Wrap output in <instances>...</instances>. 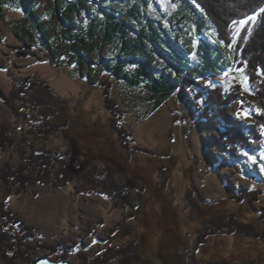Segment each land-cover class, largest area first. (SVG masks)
<instances>
[{
    "label": "rangeland",
    "instance_id": "1",
    "mask_svg": "<svg viewBox=\"0 0 264 264\" xmlns=\"http://www.w3.org/2000/svg\"><path fill=\"white\" fill-rule=\"evenodd\" d=\"M37 1L42 2L41 10L45 9L47 1ZM49 2L53 8L55 1ZM8 3L3 4L6 16L0 18V66H3L0 67V89L8 95L13 77L32 76L46 81L62 101L51 121L66 122V126L62 132L48 130L35 137L28 132V126L22 124V118L16 119L11 108L0 99V122L17 135L14 145L0 151V167L6 164L16 167L22 162L21 135L34 148L50 154L68 149L67 167L73 175L66 178L64 187H58L47 173L42 180L20 191L0 180V201L6 202L10 211L28 227H33L36 235L34 240L25 242L12 253L4 251L0 242V264H36L41 256L74 264L97 263L108 245L105 242L108 230L131 211L134 217L126 221L130 233L115 237L109 245L120 248L135 243L143 264L264 262L262 238L240 232H216L203 236L202 241L198 239V232H206V228L202 230V223L217 221L216 216L220 214L236 213L258 232L264 230L258 212L259 206L264 205V145L255 154L243 151V158L238 162L220 155L212 143V137L218 135L220 129L213 119L205 116L211 108L212 96V92L206 93L205 85L211 88L220 85L225 93L238 89L252 104L253 84L235 67L231 55L223 52L214 28L199 17V10L195 12L196 21L185 15L176 33L175 27L167 19H161L158 12L170 15L177 6L168 0H151L154 7L148 6V11L155 17L153 23L157 24V32L155 30L154 35L159 46L145 45L142 49L136 48L135 54L147 58L154 74H166L169 70L174 73L178 67L171 69L170 65L176 67L179 62L190 68L193 60L199 62L202 45L206 43L216 63L212 74L183 77L176 90L158 107H154L155 95L143 85L131 86L116 76H109L111 96L122 112L119 123L127 133L131 148L127 150L109 124V113L102 103L98 83L109 73L104 71L101 76L96 61L105 57L104 51L102 56L93 58L95 64L83 66L82 70L76 62L70 61L68 51L52 60L49 50L35 45L31 36L23 33L17 37L15 30L12 31V24L29 20L32 4L18 0L16 10ZM52 16L49 26L53 28L56 19ZM199 18L202 19L200 28ZM254 19L255 14L235 23V37L248 20ZM175 39L182 51L176 47ZM26 44L33 46L34 55L16 50ZM143 61L139 59V63L134 64L127 61L125 69L129 73L135 71ZM177 72L186 75L184 68H178ZM143 75L145 82H152ZM13 102L18 105L21 100ZM240 103L241 99L236 97L229 115L252 123V108L241 109ZM23 112L38 128L36 110ZM134 145L153 153L137 150ZM59 166L57 164L56 169ZM91 171L109 172L116 183L135 178L142 190L126 189L129 201H121L123 207L115 206L106 191L85 181L83 174L90 176ZM252 193L255 199L250 201ZM244 194L245 197L238 198ZM18 231L19 223L13 226L12 233ZM104 264H121V255L107 259Z\"/></svg>",
    "mask_w": 264,
    "mask_h": 264
},
{
    "label": "trees",
    "instance_id": "2",
    "mask_svg": "<svg viewBox=\"0 0 264 264\" xmlns=\"http://www.w3.org/2000/svg\"><path fill=\"white\" fill-rule=\"evenodd\" d=\"M168 1L177 6L180 13L174 10V13L167 15L159 11L161 19H167L175 27L177 33L181 28L180 21L184 20L185 15L197 20L195 12L198 9L199 17L206 19L214 28L223 52L231 55V59L235 61V67L242 70L253 84L252 104L247 102L245 96L241 95L238 89H236L237 92L225 93L220 85H216L214 88L208 85L204 86L206 93L212 92L209 101L211 108L205 116L208 119H213L220 129L219 134L212 137L213 147L220 155L236 162L242 160L243 151L252 154L259 152L264 145V0ZM63 3L64 6H59L56 11L54 9L52 11V17L56 19L55 27L52 28V25L49 26L50 23H48L41 33L45 48L49 50L52 60H55L64 51L70 52V61L79 58L76 62L80 70L83 67V60L90 62L91 58V63L95 64L93 58L102 56L104 51L105 57H99L100 61H96L100 66L101 76L104 71L109 73V75L102 76L98 83L102 90V103L109 113V124L119 135L121 145L127 150L131 148L127 142V133L119 123L122 112L111 96L112 81L109 76H116L131 86L143 85L155 95L154 107H158L176 90L177 84L183 77H189L190 74L194 78L204 77L216 70V63L209 55L210 45L206 43L202 45L201 56H198L199 62L193 60L190 68L179 62L176 67H171V63L168 61L167 65H170L171 69L184 68L186 75L177 72L178 68L174 69L176 70L174 73L173 70H169L165 72L166 74H162V72L154 74L153 67L149 65L147 58L135 54L136 48L142 49L143 46L152 44H155L156 47L159 46L157 37L154 35L155 30L157 32V24L153 23L155 17L151 16L148 11V6H153L151 0H64ZM80 9L93 13L90 23L87 25L83 22ZM77 11L79 12L77 13ZM253 14H255V19L248 20L235 37V23ZM175 16L176 19H174ZM200 18L198 28L202 21ZM50 28L53 29V33ZM132 31H135V34ZM174 41L176 47L182 51L183 49L176 39ZM16 50H20L24 55H34L32 45H22ZM186 51L191 53V50L186 49ZM139 59H144L142 64H138L135 71L127 72L125 62L139 63ZM86 66L90 67L89 63ZM0 67L3 68V66ZM142 75L151 78L152 82H145ZM12 81V88L8 95L0 89V99L11 108L16 119L22 118V124L28 126V132L35 137L48 130L62 132L66 122L51 121V117L59 110L62 101L50 85L46 81L32 76L13 77ZM236 97L242 101L241 109H246L247 106L252 108L254 118L252 123H246L240 118L229 115L230 105ZM13 100H21V103L15 105ZM29 109L36 110L38 114V128L35 127L30 116L23 112ZM20 129L23 130V127ZM16 138L15 132L0 122V151L14 145ZM65 139L69 142L67 136ZM20 143L23 147L22 162L16 167L8 164L0 167L1 181L8 186H13L16 191H20L30 183L39 182L48 173V176H52L54 186L64 187L66 185V178L73 175L67 167L68 149L65 152L50 154L47 151L34 148V145L21 135ZM134 148L153 153L151 150L137 145H134ZM27 149H30V152ZM57 164H60L58 169H56ZM93 176L96 179L92 178ZM83 177L96 189L100 188L106 191L115 206L123 207V202L129 201L125 194L126 189L132 187L137 191L142 190L134 181L135 178L126 180L124 183H116L109 172L91 171L90 176L83 174ZM243 193L248 195L247 191ZM250 195V201L255 199L254 193ZM243 197L245 194L238 198ZM258 212L259 218L264 222V205L259 206ZM132 215L131 211L130 215L125 216L108 230L105 237V242L108 244L106 250L94 264H104L107 259L116 255H121V264H143L135 243L130 242L120 248L109 245L115 237L130 233L126 221L133 218ZM216 218L217 221L208 222L209 224L202 223V230L206 228V232H198L200 241L208 233L216 232H240L248 237L264 239V230L258 232L250 222L239 218L236 213L220 214ZM18 223L20 231L12 233L13 226ZM35 238L33 227H28L24 220L10 211L6 202L0 201V242L3 243V250L12 253L15 248ZM60 257L64 258V256ZM259 264H264V262L260 260Z\"/></svg>",
    "mask_w": 264,
    "mask_h": 264
},
{
    "label": "crops",
    "instance_id": "3",
    "mask_svg": "<svg viewBox=\"0 0 264 264\" xmlns=\"http://www.w3.org/2000/svg\"><path fill=\"white\" fill-rule=\"evenodd\" d=\"M29 2L30 4H32L31 10H30V18L27 21L21 22L16 25V24H12L11 28L12 31L14 32L15 30V34L18 36H23V33L26 35L31 36V38L35 41V45L40 46L43 45L44 47L45 44L42 41V32L45 30V28L47 27L48 23L50 22V18L52 16V9H54L55 11L59 8V6H64V0H54L55 2L52 3L54 4L53 8H51L49 5L51 4L49 1L50 0H46L47 4H45V9L41 10L40 5L42 4V2H39L37 0H24V2ZM9 2L8 4L10 6H14L13 8H15L16 10L19 9V4H18V0H0V18H4L5 15V10L3 7V4ZM11 10V9H10ZM14 10V9H13ZM92 10V9H91ZM73 12V11H72ZM79 11H77L78 13ZM81 16L83 18V22L85 25H87L88 23H90V18L92 16V12L91 11H81ZM16 23V20H14ZM64 26V25H63ZM65 28V27H64ZM78 59H74L72 62H76L78 61ZM77 63V62H76ZM89 63V65H93L94 63L91 62H86L85 60H83L82 65L86 66Z\"/></svg>",
    "mask_w": 264,
    "mask_h": 264
},
{
    "label": "water",
    "instance_id": "4",
    "mask_svg": "<svg viewBox=\"0 0 264 264\" xmlns=\"http://www.w3.org/2000/svg\"><path fill=\"white\" fill-rule=\"evenodd\" d=\"M36 264H74V263H72L71 261H68V260L54 261V260L50 259L48 256H41L36 260Z\"/></svg>",
    "mask_w": 264,
    "mask_h": 264
}]
</instances>
